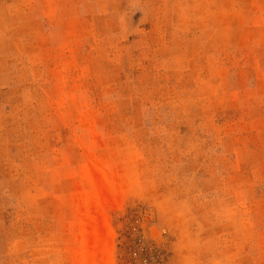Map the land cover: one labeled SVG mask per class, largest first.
Returning <instances> with one entry per match:
<instances>
[{"label":"rangeland","instance_id":"obj_1","mask_svg":"<svg viewBox=\"0 0 264 264\" xmlns=\"http://www.w3.org/2000/svg\"><path fill=\"white\" fill-rule=\"evenodd\" d=\"M0 264H264V0H0Z\"/></svg>","mask_w":264,"mask_h":264}]
</instances>
